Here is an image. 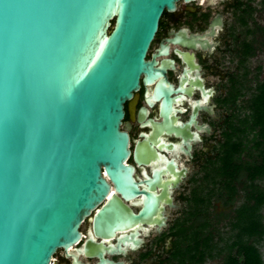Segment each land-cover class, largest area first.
<instances>
[{"label":"water","instance_id":"obj_1","mask_svg":"<svg viewBox=\"0 0 264 264\" xmlns=\"http://www.w3.org/2000/svg\"><path fill=\"white\" fill-rule=\"evenodd\" d=\"M180 1L0 0V264H52L60 250L73 264H125L107 257L138 249L142 226H165L163 204L175 206L154 192L157 173L136 180L122 124L141 77L165 72L147 55ZM204 38L169 42L207 50ZM174 92L165 79L148 91L167 126Z\"/></svg>","mask_w":264,"mask_h":264},{"label":"flooded vegetation","instance_id":"obj_2","mask_svg":"<svg viewBox=\"0 0 264 264\" xmlns=\"http://www.w3.org/2000/svg\"><path fill=\"white\" fill-rule=\"evenodd\" d=\"M255 10L251 0H196L191 3L182 0L177 3L175 12H164L147 60L155 57L157 67H163L164 63L165 72L151 85H146L144 76L141 77L140 90L125 104L122 127L128 129L130 136L129 164L135 168L136 180L148 182V178L153 179L157 173L160 180L154 192L164 201L171 198L175 207L163 204L166 221L160 230L156 224L142 226L143 242L138 249L130 250L124 256L107 258L125 264L178 263L179 246L183 247L181 235H188V203L193 198L192 193L188 195L190 186L193 182L203 181L217 166L215 163L219 159L226 132H231L232 124L238 122L234 116L237 107L226 105L224 101L234 86H240L236 81L240 79L242 83L246 72L241 78L242 44L253 42L241 41L235 35V29L244 27L242 19L245 18L248 22V26L244 27L246 34L254 35L247 30L256 27L253 17ZM249 12H252L251 16ZM230 16L234 18L233 24H230ZM212 29L214 35L208 36ZM176 35L187 41L193 35L205 36L209 48L202 50L198 45L197 49H190L170 43L169 40ZM167 46L168 54L163 52ZM228 53L235 54L240 67L238 71H223V57ZM161 79H165L176 91L172 94L174 110L169 116V126L163 124L162 101L152 100L148 94V91L152 94ZM148 99L154 103L153 107H150ZM141 109L147 111L142 122L139 120ZM146 146L151 147L152 151L148 164L141 154ZM201 172L204 175L197 180ZM172 217L175 219L171 220ZM91 227V220L86 219L81 228V242L72 249L74 254L90 238ZM55 258V264H73L62 250ZM81 259L91 264L98 262L96 259Z\"/></svg>","mask_w":264,"mask_h":264},{"label":"trees","instance_id":"obj_3","mask_svg":"<svg viewBox=\"0 0 264 264\" xmlns=\"http://www.w3.org/2000/svg\"><path fill=\"white\" fill-rule=\"evenodd\" d=\"M264 4V1H263ZM249 16L252 12L248 13ZM243 18V26L248 22ZM248 33L264 35V27L256 24ZM257 48L253 42H244L241 50V65L255 56ZM246 71L244 77H247ZM243 77V78H244ZM234 86L228 92L224 103L237 107L238 101L246 96L243 84ZM250 90V89H249ZM242 115L236 112L237 123H233L231 132H226L220 156L209 172L213 185H218L217 199L225 208L240 205L229 214L221 213L218 223L224 218L233 235L227 249L220 248V239L215 240L212 220L211 191L206 197L197 193L192 198L193 207L188 216V235L182 236V246L177 253V264H202L206 258L223 256L219 264H264L257 243L264 240V79L257 85L243 107ZM242 109V108H240ZM208 178V177H207ZM242 194V195H241ZM188 252V258H185Z\"/></svg>","mask_w":264,"mask_h":264},{"label":"rangeland","instance_id":"obj_4","mask_svg":"<svg viewBox=\"0 0 264 264\" xmlns=\"http://www.w3.org/2000/svg\"><path fill=\"white\" fill-rule=\"evenodd\" d=\"M246 1V0H244ZM264 0H251V5L254 7L255 12L253 13L255 25H259L261 27H264ZM230 18V24L234 23V18L232 16ZM235 35L241 38V41L244 40H250L255 43V47L258 49L255 56L250 57L249 60L246 63V68H244L241 65V71L239 72V75L242 78L243 72L247 71L248 75L247 77H244L242 79L243 84V90L246 92V96L238 101V109L235 110V112L241 113L242 115L246 110L243 108L246 105V101L250 98L251 93L253 92L254 88L257 85V81H261L264 79V35H252L248 36L246 34V28L238 26V28L235 29ZM235 46V45H234ZM233 47V45H232ZM235 50V49H234ZM224 62L222 69H224V72H232V71H238L240 67H238L237 64V58L235 57V54H227L224 55ZM239 68V69H238ZM250 89V90H249ZM223 93H226L224 91ZM242 108V109H240ZM195 175V172L193 173ZM202 175L204 173H199L197 175V180H200ZM212 178L209 177L208 174V180L207 178L203 179V181L200 182H193L190 186V191L188 192V195L194 196L195 193L200 195V197H206V195L211 191V207L210 212H212V222L214 224L215 229V240L220 242V248L227 249V245L232 241L233 235L231 234L229 228L227 227V221L222 218L221 222L218 223V216L221 215V213L229 214L240 205V202H237L234 207L232 208H225L224 204L217 199V191L219 189L218 185H213ZM242 195V194H241ZM193 204L188 203V216L189 212L192 210ZM261 213L264 217V207L261 210ZM175 219V217H172L171 220ZM257 247L260 251V254L262 256V259L264 261V240L257 243ZM185 258H188V252H185ZM223 256H216L214 258H206L205 262L202 264H219L222 261ZM56 259V258H54Z\"/></svg>","mask_w":264,"mask_h":264},{"label":"built area","instance_id":"obj_5","mask_svg":"<svg viewBox=\"0 0 264 264\" xmlns=\"http://www.w3.org/2000/svg\"><path fill=\"white\" fill-rule=\"evenodd\" d=\"M55 262H56V259H53V260H52V264H55Z\"/></svg>","mask_w":264,"mask_h":264}]
</instances>
